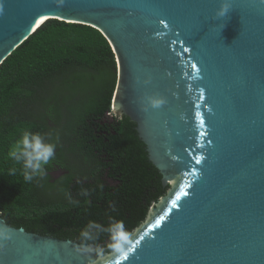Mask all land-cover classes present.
I'll use <instances>...</instances> for the list:
<instances>
[{
    "label": "water",
    "instance_id": "1",
    "mask_svg": "<svg viewBox=\"0 0 264 264\" xmlns=\"http://www.w3.org/2000/svg\"><path fill=\"white\" fill-rule=\"evenodd\" d=\"M222 2L0 0V66L48 20L107 39L112 112L136 125L171 182L127 259L12 227L0 212V264H264V0H230L216 18Z\"/></svg>",
    "mask_w": 264,
    "mask_h": 264
},
{
    "label": "trees",
    "instance_id": "2",
    "mask_svg": "<svg viewBox=\"0 0 264 264\" xmlns=\"http://www.w3.org/2000/svg\"><path fill=\"white\" fill-rule=\"evenodd\" d=\"M116 85L113 50L90 26L48 20L3 62L0 212L9 225L82 243L80 233L93 221L100 226L90 229L98 240L89 244L112 254L109 227L122 221L130 237L167 196L171 186H163L136 125L112 112ZM66 113L71 151L80 157L76 169L63 160L54 134ZM26 131L55 144L44 174L31 181L8 155Z\"/></svg>",
    "mask_w": 264,
    "mask_h": 264
},
{
    "label": "clouds",
    "instance_id": "3",
    "mask_svg": "<svg viewBox=\"0 0 264 264\" xmlns=\"http://www.w3.org/2000/svg\"><path fill=\"white\" fill-rule=\"evenodd\" d=\"M230 8V0H223L216 12V18L224 17L229 12ZM2 12L3 5L0 3V13ZM8 155L12 160L22 163L25 170V179L31 181L34 175L44 174V165H47L48 162L55 156V144L46 143L45 138L39 133L26 131L22 138L12 146ZM99 227L100 226L96 222L90 221L85 229L81 231L80 239L84 246L83 250H87L90 247L89 242L95 243L98 240V237L94 236L90 229ZM107 231L109 237L107 248L113 255H123L126 259L128 253L132 251V248L129 247L131 241L126 229L124 228L123 222H115ZM96 251L102 256V249H96Z\"/></svg>",
    "mask_w": 264,
    "mask_h": 264
},
{
    "label": "rangeland",
    "instance_id": "4",
    "mask_svg": "<svg viewBox=\"0 0 264 264\" xmlns=\"http://www.w3.org/2000/svg\"><path fill=\"white\" fill-rule=\"evenodd\" d=\"M66 112V111H65ZM69 115L66 113L65 120L57 127V129H54V134L58 137V145L57 148L61 150V154L63 156V160L68 163L71 167H79V160L80 157L78 155H75L71 151V146L74 143V138L72 135H70V131L72 130L70 126V122L68 121ZM54 178H58L60 176V172H55L52 175ZM171 186V182H170ZM152 208V207H151ZM106 255V254H102ZM101 256V255H100Z\"/></svg>",
    "mask_w": 264,
    "mask_h": 264
},
{
    "label": "snow or ice",
    "instance_id": "5",
    "mask_svg": "<svg viewBox=\"0 0 264 264\" xmlns=\"http://www.w3.org/2000/svg\"><path fill=\"white\" fill-rule=\"evenodd\" d=\"M197 162L199 163V161H197ZM177 199H179V197H177ZM172 203L175 204L176 201H173ZM162 219H163V217H160V219L156 220V224H157V225L160 224V220H162ZM126 259H127V258H126Z\"/></svg>",
    "mask_w": 264,
    "mask_h": 264
},
{
    "label": "flooded vegetation",
    "instance_id": "6",
    "mask_svg": "<svg viewBox=\"0 0 264 264\" xmlns=\"http://www.w3.org/2000/svg\"><path fill=\"white\" fill-rule=\"evenodd\" d=\"M102 247V246H101ZM105 249V248H104Z\"/></svg>",
    "mask_w": 264,
    "mask_h": 264
}]
</instances>
